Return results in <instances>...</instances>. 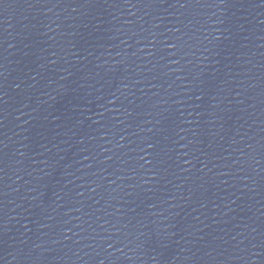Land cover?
Returning a JSON list of instances; mask_svg holds the SVG:
<instances>
[{
	"label": "water",
	"instance_id": "95a60500",
	"mask_svg": "<svg viewBox=\"0 0 264 264\" xmlns=\"http://www.w3.org/2000/svg\"><path fill=\"white\" fill-rule=\"evenodd\" d=\"M0 264H264V0H0Z\"/></svg>",
	"mask_w": 264,
	"mask_h": 264
},
{
	"label": "snow or ice",
	"instance_id": "6c2138e0",
	"mask_svg": "<svg viewBox=\"0 0 264 264\" xmlns=\"http://www.w3.org/2000/svg\"><path fill=\"white\" fill-rule=\"evenodd\" d=\"M149 147H154V145H151V144H150Z\"/></svg>",
	"mask_w": 264,
	"mask_h": 264
}]
</instances>
